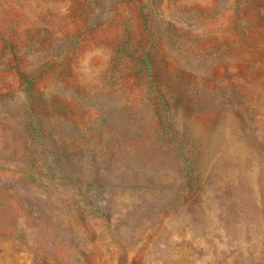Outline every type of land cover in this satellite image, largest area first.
<instances>
[{"label": "rangeland", "instance_id": "obj_1", "mask_svg": "<svg viewBox=\"0 0 264 264\" xmlns=\"http://www.w3.org/2000/svg\"><path fill=\"white\" fill-rule=\"evenodd\" d=\"M0 264H264V0H0Z\"/></svg>", "mask_w": 264, "mask_h": 264}, {"label": "trees", "instance_id": "obj_2", "mask_svg": "<svg viewBox=\"0 0 264 264\" xmlns=\"http://www.w3.org/2000/svg\"><path fill=\"white\" fill-rule=\"evenodd\" d=\"M147 62V61H146ZM146 65H148L147 63H146Z\"/></svg>", "mask_w": 264, "mask_h": 264}]
</instances>
